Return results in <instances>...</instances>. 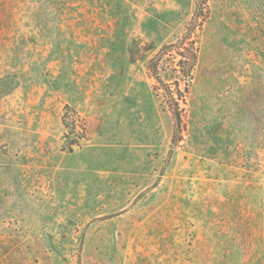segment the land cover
<instances>
[{
	"label": "rangeland",
	"instance_id": "374dc122",
	"mask_svg": "<svg viewBox=\"0 0 264 264\" xmlns=\"http://www.w3.org/2000/svg\"><path fill=\"white\" fill-rule=\"evenodd\" d=\"M0 264H264V0H0Z\"/></svg>",
	"mask_w": 264,
	"mask_h": 264
},
{
	"label": "trees",
	"instance_id": "16d2710c",
	"mask_svg": "<svg viewBox=\"0 0 264 264\" xmlns=\"http://www.w3.org/2000/svg\"><path fill=\"white\" fill-rule=\"evenodd\" d=\"M182 49H184V48H182ZM181 59L184 62L185 61L186 62L190 61V64L188 66L189 70L185 74V75H187V77H190V71L193 68L195 60H196V49L194 48L193 51L189 53V57H187L186 55H184V53H182L181 54ZM168 91H169V93H167V98H170L174 102V104L176 106V108L172 109V112H173V117H174V119L176 120V123H177L176 125H178V123H180V120H181L180 119V113H179V110H178V102H175V99L173 97L174 94L170 90H168ZM181 95H182L181 92H179V96H181Z\"/></svg>",
	"mask_w": 264,
	"mask_h": 264
}]
</instances>
